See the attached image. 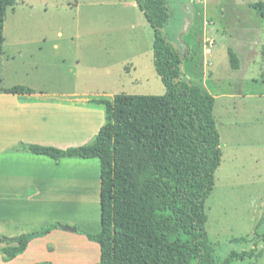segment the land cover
Instances as JSON below:
<instances>
[{"label": "rangeland", "instance_id": "obj_1", "mask_svg": "<svg viewBox=\"0 0 264 264\" xmlns=\"http://www.w3.org/2000/svg\"><path fill=\"white\" fill-rule=\"evenodd\" d=\"M258 2L264 0H166L164 33L182 56V80L215 98L222 158L205 202V230L216 264L231 252L253 248L233 239L264 234V223L257 228L261 217L264 222V18L254 10ZM2 36L0 88L22 85L48 92L75 87L91 101L165 93L152 67L153 31L135 0H18L6 12ZM229 52L238 58L237 70ZM234 104L242 111V124L232 120L238 115L229 114ZM62 167L57 171L71 172ZM87 171L85 204L82 200L81 211L67 217L92 224L100 211L91 190L99 168ZM47 217L48 225L58 228L68 219L58 213ZM6 245L0 242V249Z\"/></svg>", "mask_w": 264, "mask_h": 264}, {"label": "trees", "instance_id": "obj_2", "mask_svg": "<svg viewBox=\"0 0 264 264\" xmlns=\"http://www.w3.org/2000/svg\"><path fill=\"white\" fill-rule=\"evenodd\" d=\"M18 0H0V52L6 12ZM153 31V66L164 86L161 96L115 95L92 101L104 108L105 123L89 144L60 150L23 145L34 155L62 159H97L100 163V224L88 240L100 249L99 264H216L215 248L205 230V202L211 195L222 153L214 118L215 98L182 80V56L168 41L166 0H135ZM264 18V3L253 5ZM230 64L239 68L229 52ZM6 94L32 91L25 86ZM57 225L16 238L1 237L8 262L24 253L34 238ZM253 248L231 252L219 264L264 256V234L254 232Z\"/></svg>", "mask_w": 264, "mask_h": 264}, {"label": "crops", "instance_id": "obj_3", "mask_svg": "<svg viewBox=\"0 0 264 264\" xmlns=\"http://www.w3.org/2000/svg\"><path fill=\"white\" fill-rule=\"evenodd\" d=\"M3 51L1 49V53ZM152 67L154 69L153 59ZM131 70L137 73V67L132 66ZM8 88L11 87L0 88V237L16 238L37 232L50 223L47 216L52 213L66 218L69 212L79 213L89 188L87 167H94L96 173L99 168V179L95 180L94 176L95 185H91V190L99 198L100 210L97 159L55 162L27 152L22 144L60 150L89 144L104 124V108L91 103L88 94L75 87L48 92L30 88L32 91L19 94L1 91ZM235 104L233 113L231 109L229 114L238 115L239 119L232 116V120L242 124V111H238ZM64 165L71 172L57 171ZM69 217L60 223L63 228L32 239L24 253L13 260L5 262L0 255V264H29L27 261L32 264H99V246L86 235L100 232V211L92 224ZM262 219L257 228L264 223ZM258 248L262 249L261 245Z\"/></svg>", "mask_w": 264, "mask_h": 264}, {"label": "water", "instance_id": "obj_4", "mask_svg": "<svg viewBox=\"0 0 264 264\" xmlns=\"http://www.w3.org/2000/svg\"><path fill=\"white\" fill-rule=\"evenodd\" d=\"M0 242H2V239L0 238Z\"/></svg>", "mask_w": 264, "mask_h": 264}, {"label": "built area", "instance_id": "obj_5", "mask_svg": "<svg viewBox=\"0 0 264 264\" xmlns=\"http://www.w3.org/2000/svg\"><path fill=\"white\" fill-rule=\"evenodd\" d=\"M210 45H211V43H210Z\"/></svg>", "mask_w": 264, "mask_h": 264}]
</instances>
